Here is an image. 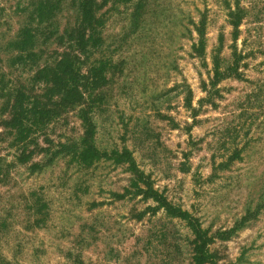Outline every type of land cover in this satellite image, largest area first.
I'll use <instances>...</instances> for the list:
<instances>
[{
  "label": "rangeland",
  "instance_id": "374dc122",
  "mask_svg": "<svg viewBox=\"0 0 264 264\" xmlns=\"http://www.w3.org/2000/svg\"><path fill=\"white\" fill-rule=\"evenodd\" d=\"M36 2L0 0V72L6 89L41 96L35 75L69 53L80 9L62 0L52 38L16 64ZM97 3L101 38L79 54L83 74L105 75L92 96L23 143L0 96V264H194L195 236L172 210L198 221L215 264H264V0ZM80 108L99 150L88 164L73 154Z\"/></svg>",
  "mask_w": 264,
  "mask_h": 264
},
{
  "label": "trees",
  "instance_id": "16d2710c",
  "mask_svg": "<svg viewBox=\"0 0 264 264\" xmlns=\"http://www.w3.org/2000/svg\"><path fill=\"white\" fill-rule=\"evenodd\" d=\"M61 4L62 0H38L33 4L27 26L23 28L19 38L11 44L14 51L17 52L16 57L13 58L16 64L27 66L29 62L35 61L34 50L40 38H44L43 42L47 43L54 35L50 26L53 24V19ZM98 6L97 0H79V23L76 28L68 32L69 53H62L60 59H53L51 63H48L49 65L40 68L33 80L34 83L39 82L45 86L43 95H34L33 92L23 89H6L8 86L4 79L5 76L0 72V96L1 94L8 96L9 105L11 102L8 126L15 131L14 136L17 143L26 142L32 131L45 128L52 118L60 116V112L77 109L78 106H81L86 92L90 91L92 96L93 91L105 81V75H102L100 69L95 65L86 74H83L81 67L83 63H81L79 55L88 53V46L92 43L91 47L93 48L101 38L103 25L101 18L103 17H98ZM35 21H37L36 27H34ZM201 45H203V41H201ZM75 52L79 53L74 55ZM216 74L218 75V73ZM53 96L60 99L56 101ZM80 114L85 132L81 139L80 150L73 154H78L77 159L80 163L88 164L96 158L99 150L92 141L94 139V124L88 110L80 108ZM126 155L127 153L122 154L121 158ZM141 178L142 176L139 180ZM135 188L140 189L137 184H135ZM143 194L146 198H152L162 208L169 210L170 207L151 186H147V190L143 191ZM170 212L176 218L186 221L195 236L194 264H215L214 256L209 249L211 240L198 221L181 210Z\"/></svg>",
  "mask_w": 264,
  "mask_h": 264
}]
</instances>
